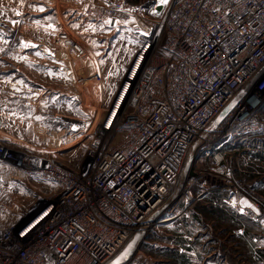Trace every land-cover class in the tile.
Instances as JSON below:
<instances>
[{"label":"built area","instance_id":"built-area-1","mask_svg":"<svg viewBox=\"0 0 264 264\" xmlns=\"http://www.w3.org/2000/svg\"><path fill=\"white\" fill-rule=\"evenodd\" d=\"M97 3L93 19L131 24L136 46L92 132L80 130L91 136L86 166L65 163V148L27 154L0 139L12 178L35 172L51 188L32 213L0 227V264H106L214 191L227 205L236 187L226 147L264 133V0ZM52 45L86 58L66 32ZM89 80L101 76L79 78ZM191 157L210 164L190 174Z\"/></svg>","mask_w":264,"mask_h":264},{"label":"rangeland","instance_id":"rangeland-1","mask_svg":"<svg viewBox=\"0 0 264 264\" xmlns=\"http://www.w3.org/2000/svg\"><path fill=\"white\" fill-rule=\"evenodd\" d=\"M97 2L100 1L0 0V139L7 146L36 155L65 148L60 156L65 163L72 167L87 165L91 136L82 139L85 135L80 130L86 128L87 133L92 132L94 119L125 74L137 43L131 24L93 19ZM137 4L149 9L153 0H140ZM62 32L85 48L87 55L80 63L74 62L63 48L52 45L53 38ZM94 74L101 76L99 84L96 80L79 82L81 76ZM262 113L264 120V108ZM76 138H80L76 145L64 146ZM251 141L264 142V133ZM224 158L231 183L236 187L232 201L226 205L222 195L218 199L213 197L206 203L195 204L188 217L138 237L136 251L139 252L135 251L131 260L148 264L150 260H144L142 252L154 255L158 245L147 241L174 239L181 234H208L213 238L214 264H222L224 241L244 226L247 228L248 219L264 221V159L257 162L249 154L243 157L238 151ZM43 164L33 162L35 167ZM209 164L207 158L191 157L185 172L198 173ZM11 173L9 164L0 161V227L13 222L18 214L32 213L35 202L51 192L35 172L22 179L12 178ZM246 202H250V208H245ZM203 206H212L214 211L192 216ZM241 206L244 208L239 211ZM260 229L257 236H264V226ZM256 249L260 250L258 244L253 250L264 263V254ZM230 261L238 264L236 258Z\"/></svg>","mask_w":264,"mask_h":264},{"label":"crops","instance_id":"crops-1","mask_svg":"<svg viewBox=\"0 0 264 264\" xmlns=\"http://www.w3.org/2000/svg\"><path fill=\"white\" fill-rule=\"evenodd\" d=\"M256 135L259 134L250 136L245 142H238V140H236L232 145L235 147L237 146L236 151L242 154L243 157L249 154L252 160L259 162V160L264 158V142H252L251 139ZM231 147L232 146L226 147L227 155L232 153V150H230ZM249 151H258V153L251 155L252 152ZM250 206V202L249 204L246 202L245 208H250ZM242 208L244 207L241 206L238 210L241 211ZM198 214L201 213L196 211L194 214L192 213V216H197ZM247 224V228L244 226L245 228L243 227L237 232L232 233L231 239L224 241L226 246L223 250L224 255L222 264H234L230 261V258L232 260L236 258L238 264H264L258 260L261 259V256L253 250L256 244H258L260 250H256L260 254H264V236H257V233L261 234L260 228L264 226V221L252 218L247 220ZM248 228H252V230ZM206 232L207 230L205 233ZM233 238L235 240H233ZM258 239L259 242L256 243ZM138 241L139 240L136 239L132 240L119 255L106 264H123L124 262H126V264H139V262H135L133 258L132 260L130 258L136 251L138 246L136 244L139 243ZM146 243L158 245V252L154 255L149 252L144 253L145 250L142 252L144 260H150L147 262L148 264H214V244L212 235L206 234L205 236H197L181 234L174 239L164 238L163 240H151ZM153 247L156 248V246ZM136 252H139V250Z\"/></svg>","mask_w":264,"mask_h":264},{"label":"trees","instance_id":"trees-1","mask_svg":"<svg viewBox=\"0 0 264 264\" xmlns=\"http://www.w3.org/2000/svg\"><path fill=\"white\" fill-rule=\"evenodd\" d=\"M128 1H130L131 3H133V4H137L140 0H128ZM264 159V158H263ZM219 195H221V193L219 192L218 193V191H214L212 194H211V196L207 199V201L208 200H211L213 197H215V198H220L219 197ZM206 203V202H205ZM215 207V206H214ZM216 208V207H215ZM214 209V208H213ZM197 210H199V211H197ZM197 212H201V214L203 213L204 215H206L207 213H210L211 211H214V210H212V206H203V207H198L197 208ZM216 211V210H215ZM202 214V215H203Z\"/></svg>","mask_w":264,"mask_h":264},{"label":"snow or ice","instance_id":"snow-or-ice-1","mask_svg":"<svg viewBox=\"0 0 264 264\" xmlns=\"http://www.w3.org/2000/svg\"><path fill=\"white\" fill-rule=\"evenodd\" d=\"M160 2L162 4H167L168 3V0H160ZM41 11H43V9H41ZM217 11H219V9H217ZM19 14V13H18ZM13 23H16V21H13Z\"/></svg>","mask_w":264,"mask_h":264},{"label":"bare ground","instance_id":"bare-ground-1","mask_svg":"<svg viewBox=\"0 0 264 264\" xmlns=\"http://www.w3.org/2000/svg\"><path fill=\"white\" fill-rule=\"evenodd\" d=\"M93 119V118H92Z\"/></svg>","mask_w":264,"mask_h":264}]
</instances>
